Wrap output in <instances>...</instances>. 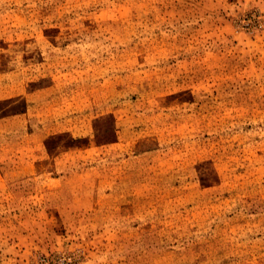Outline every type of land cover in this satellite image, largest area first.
<instances>
[{
	"label": "rangeland",
	"instance_id": "1",
	"mask_svg": "<svg viewBox=\"0 0 264 264\" xmlns=\"http://www.w3.org/2000/svg\"><path fill=\"white\" fill-rule=\"evenodd\" d=\"M0 264H264V0H0Z\"/></svg>",
	"mask_w": 264,
	"mask_h": 264
}]
</instances>
